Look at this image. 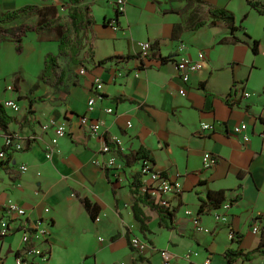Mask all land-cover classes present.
<instances>
[{"label":"crops","instance_id":"0c3cea01","mask_svg":"<svg viewBox=\"0 0 264 264\" xmlns=\"http://www.w3.org/2000/svg\"><path fill=\"white\" fill-rule=\"evenodd\" d=\"M48 1L0 0V15L28 5L52 7ZM115 1L82 0L84 7H79L88 9L95 24L82 34L83 44L77 55L67 57L71 64H61L66 75L63 84L53 88L41 79L46 57L57 56L48 53L36 72L54 95L51 93L45 101L34 97L28 100L29 115L17 117L21 112L5 110L14 119L9 131L20 137L24 150L0 161V206L18 204L27 211L25 220H43L42 228L50 234L41 244L50 255L48 264H54L59 213L71 207L82 212L95 233L91 248L81 259L83 264H205L207 260L211 264H228V249L255 253L264 234V15L250 2L264 0H127L125 12L119 16ZM211 9L235 14L239 27L235 35L243 43H221L231 38V31L224 22L213 23ZM114 20L120 26L117 32L110 27ZM202 22L206 25L198 27ZM27 33L39 39L54 32L39 35L32 29ZM254 41L260 43L258 53L253 52ZM141 42H150L154 47L143 62L139 59ZM201 52L206 56L204 69L185 83L177 71L179 58L191 55L197 60ZM110 58L114 60L100 64ZM31 66L36 67L35 60ZM8 70L11 77L17 72L14 67ZM3 75L0 70V99L17 101L8 95L17 94L15 85L9 84L5 92ZM98 78L105 84L99 94L95 85ZM16 82H21L19 77ZM236 83L240 106L232 108L227 98ZM70 84L68 92L54 93ZM243 91L253 97L245 98ZM92 98H96V106L89 113ZM30 102H34L32 108ZM109 109L114 113L108 114ZM85 115L103 121L101 137L81 128L79 121ZM51 120L66 123L69 134L59 142L61 153L50 161L46 152L54 130L45 132L42 126ZM203 123L216 125V131H202ZM242 124L248 126L249 143L234 132ZM2 132L0 151L5 145V131ZM113 136L123 142L121 151L111 145L121 162L125 163L122 155L130 156L145 147L155 160V169L182 185L181 198L172 202V216L164 219L166 226L159 212L142 204L137 209L144 225L135 216L131 185L138 162L126 166L121 181L115 171L101 169L109 158L101 153L102 146ZM206 153L217 161L210 171L204 169ZM21 166L28 167V171L21 172ZM211 192H225L226 201L218 210L199 214L201 201L208 200ZM84 199L100 209L99 222L91 219L82 203ZM228 203L231 208L227 221H217L215 214L224 215L223 206ZM2 208L0 222L6 216ZM46 209L50 212L46 213ZM187 210L199 216L211 233L198 232L186 216ZM256 225L261 233L253 232ZM231 231L242 239L241 245L239 240L230 239ZM22 238L20 221L10 236H0V264H16L24 250ZM132 238L147 242L148 249L134 250ZM195 253L198 256L187 259V255ZM244 264H264V255L256 254Z\"/></svg>","mask_w":264,"mask_h":264},{"label":"built area","instance_id":"2783aa9c","mask_svg":"<svg viewBox=\"0 0 264 264\" xmlns=\"http://www.w3.org/2000/svg\"><path fill=\"white\" fill-rule=\"evenodd\" d=\"M114 6L117 8V12L119 14H123L125 12L127 6V0H116L114 2ZM110 27L115 31L120 30V26L117 23V20H114L110 23ZM139 59L143 62L147 60L151 54L154 52L153 44L150 42H141L139 43ZM182 48H185L182 46ZM206 56L204 53H199L197 60H195L191 55L182 56L179 58L177 62V71L181 76L182 80L185 83H188L191 79V76L194 73H197L204 69L205 67ZM83 74L85 71H82ZM120 76H122L120 74ZM96 92L97 94L102 93L104 89V82L98 78L95 80ZM10 91L14 90L13 86L9 87ZM181 95H185V91L180 92ZM242 95L245 98L253 97V94L248 91H243ZM4 110H10L14 113H20L21 107L15 100H6L2 103ZM96 106V98H92L88 103V112L93 113L95 111ZM108 114H113L114 110L109 109L107 111ZM80 126L81 128L88 131L95 137H101L102 129L104 126L103 121L96 120L90 118L88 115H85L80 118ZM129 127L132 126L131 123H128ZM202 131L214 133L216 131V125L214 124H201ZM43 131H48L49 129L54 130V138L49 144L46 152V158L48 160H53L56 155L61 153L59 142L61 139L65 138L69 134V130L66 123H57L55 120H51L46 125L42 126ZM236 134L242 136V139L245 143H249L251 141V136L248 133V126L242 124L234 129ZM2 128L0 127V134H2ZM5 136V145L4 149L0 151V161H7L9 159L10 153L20 152L24 150V146L20 141V137L17 134H4ZM114 145L116 149L122 150L123 142L119 137H111L110 141L105 143L102 146L101 153L103 155H109V158L102 163L104 170L106 171H115L117 180H123V176L125 174V163L121 162L118 157L113 153V148L111 145ZM204 169L205 170H213L217 164V161L214 159L211 153H206L204 156ZM140 164L137 175L141 176L143 187L141 189L142 193L149 195L156 204L159 206L168 208L170 211H173L172 202L175 199L181 198L183 194L182 185L177 182L171 180L166 174L160 172L155 169L153 162L150 160H141L138 161ZM137 163V164H138ZM21 172H27L28 167L21 166ZM231 208V205L225 204L223 209L226 213L215 214V218L217 221H227V212ZM46 213L50 212V209L45 210ZM186 216L191 218L192 224L194 228L200 232L205 234H210L211 230L204 227L201 224L199 216L194 214L193 211L187 210L185 212ZM27 216V211L22 208L18 204H10L6 207V216L0 222V236L8 237L15 230V223L20 221V230L23 234L22 242L24 244L23 252L17 256L16 264H47L50 261V255L47 253L43 247L41 246L42 242H44L49 237V231L47 229H43V220L40 219L35 223H31L28 220H25ZM100 221V218L97 219V222ZM254 233H261V229L258 225L253 228ZM230 239L232 241L239 240L238 235L234 232H230ZM101 242L105 240L103 238L99 239ZM131 247L138 251L144 252L148 249L149 245L147 242L141 241L139 238L131 239ZM192 256H198L197 253L187 255V259H191ZM124 264V263H122ZM205 264H211V260H207Z\"/></svg>","mask_w":264,"mask_h":264},{"label":"trees","instance_id":"16d2710c","mask_svg":"<svg viewBox=\"0 0 264 264\" xmlns=\"http://www.w3.org/2000/svg\"><path fill=\"white\" fill-rule=\"evenodd\" d=\"M47 1V0H45ZM72 9H70L68 14V19L64 20L58 14V10L55 6L48 8H39L35 5H28L21 9L0 15V24L6 25L18 20L28 19L32 17H38L39 20L35 27L26 25L24 26L23 32L27 33L30 30L34 29L39 35L45 32H54L58 36L59 41V55L49 54L45 59V68L41 75V79L46 84L50 85L53 88L59 87L63 84L66 75L62 69V65L60 59L62 57H71L73 59L77 53L78 49L82 47L83 44V36L89 27L93 26L94 21L89 17L88 9H81L79 6L82 3V0H69ZM250 6L256 9L260 14L264 15V1L261 3H253L250 2ZM121 15L118 13V16ZM210 17L213 19V23L218 21L224 22L227 24L231 31V38L224 39L221 43H232V44H240L243 43L238 37H236L235 33L239 30V27H236V17L235 14L226 9H211ZM248 17L246 16L244 20ZM118 22V21H117ZM206 25V22H202L198 27H203ZM17 50L21 52L22 50V41H18ZM259 41L253 42V52L258 53ZM113 58L101 61L100 64H106L108 62L113 61ZM162 61H167L166 58H161ZM238 83H236L229 97L227 98V103L232 108L240 106L238 95H239ZM31 108L34 106V102H30ZM14 119L7 115L2 104H0V127L6 134H13L9 131V126L12 124ZM122 159L125 162L127 167L132 166L138 161L141 160H150L155 163V160L151 154V152L145 147H141L136 153L130 156H123ZM133 198L135 200L134 211L136 218L142 222L144 225V219L141 217L140 212H138L137 206L138 204H142L144 206H148L161 215L163 219H166L168 216H172V212L165 207L159 206L155 203V201L147 194L142 193L141 189L143 187L142 179L140 175H136L134 177V181L131 185ZM226 201L225 192H211L209 193L208 200L201 201V207L199 210V214H204L207 212H212L218 210L222 207L223 203ZM86 211L90 215L93 221H97L99 218L100 209L94 205L89 199H84L82 201ZM2 207L0 206V209ZM6 210V208H2ZM242 239H239L238 244L241 245ZM256 254L264 255V234L261 241V244L257 251L253 254H246L242 249L239 248H231L228 249L225 253V258L227 259L228 264H244L247 262H251Z\"/></svg>","mask_w":264,"mask_h":264},{"label":"rangeland","instance_id":"374dc122","mask_svg":"<svg viewBox=\"0 0 264 264\" xmlns=\"http://www.w3.org/2000/svg\"><path fill=\"white\" fill-rule=\"evenodd\" d=\"M48 4L56 6L60 16L64 19L68 17L69 10L72 8L69 0H49ZM96 15L101 18L100 11L97 10ZM37 22L38 18H30L8 25H0V70L4 73L5 92L9 84L16 86L17 94L7 93L21 105V113L17 117L22 116L24 113L26 115L31 113L28 100L32 97L45 101L52 93L37 76L36 71L38 63L43 61L46 54L59 55V41L54 33L44 34L38 39L36 34L23 32L25 23L36 25ZM18 41L23 43L21 53L16 50L19 45ZM33 60L36 61V67L31 66ZM60 62L64 66L71 64L70 59L67 57H62ZM10 67H14L17 71L12 77L8 70ZM17 77L21 80L20 83L16 82ZM23 83H25L26 88H24ZM70 88L71 84L62 87L61 90H55L54 93L68 92ZM4 101V99H0V104ZM100 167L104 169L102 164ZM58 221L59 228L56 231L54 264H83L84 260L81 261L83 254L91 248L92 239L95 236L90 223L85 221L82 212L75 207L60 212Z\"/></svg>","mask_w":264,"mask_h":264}]
</instances>
